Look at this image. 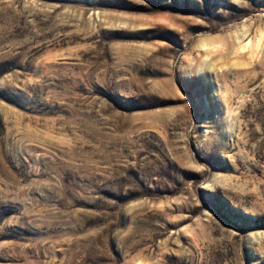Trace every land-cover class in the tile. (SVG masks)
Returning <instances> with one entry per match:
<instances>
[{
    "label": "rangeland",
    "instance_id": "rangeland-1",
    "mask_svg": "<svg viewBox=\"0 0 264 264\" xmlns=\"http://www.w3.org/2000/svg\"><path fill=\"white\" fill-rule=\"evenodd\" d=\"M0 264H264V0H0Z\"/></svg>",
    "mask_w": 264,
    "mask_h": 264
},
{
    "label": "bare ground",
    "instance_id": "bare-ground-1",
    "mask_svg": "<svg viewBox=\"0 0 264 264\" xmlns=\"http://www.w3.org/2000/svg\"><path fill=\"white\" fill-rule=\"evenodd\" d=\"M257 47V46H256ZM257 49V48H256Z\"/></svg>",
    "mask_w": 264,
    "mask_h": 264
}]
</instances>
